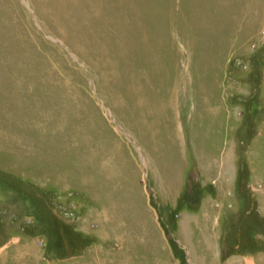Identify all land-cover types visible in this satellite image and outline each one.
Instances as JSON below:
<instances>
[{"label":"rangeland","instance_id":"374dc122","mask_svg":"<svg viewBox=\"0 0 264 264\" xmlns=\"http://www.w3.org/2000/svg\"><path fill=\"white\" fill-rule=\"evenodd\" d=\"M137 212L152 264H264V0H0V264H149Z\"/></svg>","mask_w":264,"mask_h":264},{"label":"crops","instance_id":"0c3cea01","mask_svg":"<svg viewBox=\"0 0 264 264\" xmlns=\"http://www.w3.org/2000/svg\"><path fill=\"white\" fill-rule=\"evenodd\" d=\"M200 150V149H199ZM202 151V150H200ZM199 153V152H198ZM173 158H177L178 154L174 151L173 152ZM152 168H153V172L152 175L154 176L155 181L160 180L161 182V198H171V200L173 199V195H171L170 197L167 196L168 192H172L174 191L176 188L180 187V190H182V184L184 183V180L180 179L178 177V179H175L172 176V169H173V163L171 161H169V151L168 149H157L156 151H154L152 154ZM204 163L206 162L203 161ZM208 162L211 164V166H214L216 168V165H213V161L211 160V158H208ZM209 164V165H210ZM151 168V169H152ZM211 168V167H210ZM235 184L237 186L238 183V179H234ZM167 204V203H166ZM245 204H247V208L246 210H248V206L250 205V202H245ZM172 206V204L170 205ZM141 211V210H139ZM138 211V212H139ZM137 212L136 214V220L134 221L135 223V227L133 230V233L130 234L129 232H127L126 230H118L115 231L116 233H122L124 235H126V237L131 240V242H128V245H134V244H139L138 246H141L142 251H145V249L147 248L146 246H148V244L150 243V246H154L156 248V250H147L149 256L145 257L146 259H148V262H150L149 264L154 263L158 257H160V255H162L161 252V247L162 244H160V241L158 240V229H156L154 227V223H153V218L154 215L149 213V215L147 214H143L140 215ZM184 213H187L186 211H183ZM185 215V214H184ZM245 215H248V213L246 212ZM252 215V214H251ZM190 216V218H189ZM249 216V215H248ZM258 216V215H257ZM191 215L189 214V212L187 213V220H184V223H180V230H182V224H183V228H184V232H185V226H186V231L187 234L191 233V231L195 232V228L193 225L191 224H195L193 221H191ZM252 220V219H249ZM191 221V222H190ZM195 221V220H194ZM247 226V220L244 221V227L246 228ZM107 230H103L102 233L103 235H105L104 237H113L112 234L110 232H106ZM17 240L14 236H12V242L14 243V241ZM158 241V246L160 248V250L156 247V242ZM204 242L206 243V241L204 240ZM156 245V246H155ZM189 244H187L186 246L188 247Z\"/></svg>","mask_w":264,"mask_h":264}]
</instances>
